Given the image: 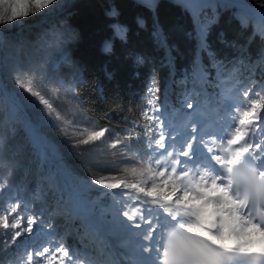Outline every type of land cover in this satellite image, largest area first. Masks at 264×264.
<instances>
[{"label": "snow or ice", "instance_id": "1", "mask_svg": "<svg viewBox=\"0 0 264 264\" xmlns=\"http://www.w3.org/2000/svg\"><path fill=\"white\" fill-rule=\"evenodd\" d=\"M33 3L39 11L52 0ZM30 14L35 13L13 9L8 21L0 16V23ZM200 43L202 48L207 44L206 34ZM14 84L38 98L51 113L53 104L40 91L21 80ZM145 91L150 94L143 111L147 123L133 124L132 131L124 132L132 143L124 144L123 152H134L146 162L131 168V175L138 179H117L116 174L98 167L100 176L89 182L98 186L91 190L117 197L121 204L107 235L101 237L102 247L112 249L110 236L116 245L127 249V241L121 239V233H127L138 241L135 258L129 256L128 264H264V104L260 103L264 93L250 86L242 96L245 103L230 108L227 130L205 142L195 122L183 132L170 130L156 91L151 86ZM258 94L260 100L255 98ZM24 99L36 106L28 97ZM186 108L192 109L193 103L188 102ZM107 132L84 127L79 135L87 133V138L78 143L100 141ZM213 143L220 147L214 150ZM121 144L118 136L113 137L110 147L116 149ZM225 145L234 150L232 155L220 150ZM165 159L170 163H162ZM156 178H162L160 185ZM5 187L0 184V189ZM8 203L12 206L0 205V227L4 230L0 245L20 241L17 246L24 247L21 264H91L63 237L41 242L45 232L42 214L26 215L30 211L27 204L16 200ZM51 228L48 223L47 229ZM22 236L29 239L21 240Z\"/></svg>", "mask_w": 264, "mask_h": 264}, {"label": "trees", "instance_id": "2", "mask_svg": "<svg viewBox=\"0 0 264 264\" xmlns=\"http://www.w3.org/2000/svg\"><path fill=\"white\" fill-rule=\"evenodd\" d=\"M244 1L262 18L249 16L226 0H76L65 19L73 35L68 49L80 66L75 87L80 109L96 125L109 127L130 144L124 132L132 131L133 124L147 123L143 111L149 86L159 96L166 122L188 110L186 104L194 100L192 87H199L191 75L199 67L205 74V89L216 94L219 104L226 89H237L245 81L264 93V0ZM205 34L207 44L202 48ZM255 98L260 100L259 94ZM12 113L15 122H25L19 110ZM138 131L142 133V128ZM34 147L39 169L53 175L56 183L48 201L69 195L59 155L41 157L35 141ZM94 199L102 207L110 201L90 188L73 205ZM73 221L84 229L80 217Z\"/></svg>", "mask_w": 264, "mask_h": 264}, {"label": "rangeland", "instance_id": "3", "mask_svg": "<svg viewBox=\"0 0 264 264\" xmlns=\"http://www.w3.org/2000/svg\"><path fill=\"white\" fill-rule=\"evenodd\" d=\"M75 1L52 0V3L37 11L33 0H0V16L4 21L12 16L13 9L17 13H35L18 15L11 22L0 23V184H6L5 188L0 189V205L11 207L8 203L11 200L27 204L30 211L26 215L31 212L42 214L41 223L45 232L41 233V242L53 237H63L69 245L74 246L73 250L79 257L91 264H100L95 259V234L85 238L86 230H79L74 224L72 217L79 216L83 209L78 206L75 211L73 203L83 191L98 188L89 183L94 177L100 176V172L96 170L98 167L105 173L116 174L117 179L131 182L138 179L131 175V168L142 167L146 162L140 161L134 152H123V145L127 144L124 141L118 148H111V139L117 137L115 133L109 127L96 125L79 107L75 87L80 78V66L68 49L67 41L73 35L65 19L66 10ZM30 18L34 20L31 19L32 22L29 23L27 20ZM191 76L193 84L199 81L202 84L205 77L201 69ZM16 80L40 91L53 104L51 113L44 105L39 104L38 98L15 87ZM248 87V82H245L242 91L248 90ZM192 88L197 101L204 95L210 105L214 106L211 104L216 98L214 93L200 86ZM6 92L18 100L21 110L11 104ZM241 93L238 96L242 97ZM24 97L31 99L36 106L28 103ZM242 103L245 101L242 100L237 105ZM14 108L24 115L25 122L13 120ZM193 109L194 107L190 110ZM9 115L10 118L5 120ZM84 127L89 131L107 129L108 132L100 141H90L88 145L79 144L78 140L87 138V133L79 135ZM26 128H29V132ZM33 140L42 149L41 157L59 155L60 172L66 175L75 194L70 193L52 203L48 201L49 196L54 193L56 183L53 175H44L39 169ZM166 160H162V163H166ZM156 183L160 185L159 178H156ZM109 198L106 207H102L98 199L84 202L83 205L89 214H95L107 232L117 209L121 207L119 198ZM48 223L52 224L51 229H47ZM3 231L0 227V234ZM127 235L121 234V239ZM80 236L84 237L80 239ZM24 239L29 238L22 236L21 240ZM134 239L138 244L137 239ZM19 243L20 241L7 246L0 245V264H21L24 247H18ZM11 259L14 263H10Z\"/></svg>", "mask_w": 264, "mask_h": 264}, {"label": "bare ground", "instance_id": "4", "mask_svg": "<svg viewBox=\"0 0 264 264\" xmlns=\"http://www.w3.org/2000/svg\"><path fill=\"white\" fill-rule=\"evenodd\" d=\"M205 91V90H204ZM194 95V94H193ZM201 95V94H200ZM195 96V95H194ZM196 97V96H195ZM208 101L207 99H206V97L204 96V95H201V100L200 101ZM242 100H241V98H238V99H236V103L237 104H239L240 102H241ZM208 102H210V101H208ZM214 102V101H213ZM213 102H211V103H213ZM225 113V112H224ZM223 113V114H224ZM225 114H227V113H225ZM11 115V114H10ZM10 115L5 119V120H7V119H9L10 118ZM216 116L218 115V114H215ZM222 115V114H221ZM221 115H218V117H220V122H219V126L220 127H223V126H225V125H227V118H224V116H221ZM226 129V128H225ZM245 131H247V128H245L244 129ZM262 143H264V141H261ZM218 147H220L219 145L218 146H213V149L215 150L216 148H218ZM222 152H224V153H226L228 150H233L232 148H229L228 146H224L223 148H221L220 149ZM234 151V150H233ZM229 152V151H228ZM231 153H233V152H231ZM69 187H70V190H71V193L72 194H75V191L73 190V188H72V186H71V184L69 183ZM83 205H84V203L82 202V204L80 205V206H82V212L79 214V216L81 217V216H85V213L87 212L86 211V209H85V207H83ZM79 206V205H78ZM78 206H74L73 208L75 209V211H76V209H77V207ZM79 206V207H80ZM88 213V212H87ZM78 215H75L74 217H72L73 219L75 218V217H79ZM89 217V216H88ZM82 218V217H81ZM83 219V218H82ZM83 222H84V224H85V220L83 219ZM75 226V225H74ZM79 230H84V229H80L78 226H76ZM85 227H86V225H85ZM133 231H138V230H133ZM107 232V231H106ZM87 233V232H86ZM96 233H100L98 230H96ZM108 233V232H107ZM122 235H126V233H121ZM88 235H90V236H93V234H86L85 235V238L88 236ZM100 236L102 237V236H104L102 233H100ZM82 237H84V236H80L79 238L80 239H82ZM124 238V240H126L127 241V243H128V248L127 249H121V248H123V247H121L120 248V252H119V256H126V257H129V256H132L133 258H135V255H136V250H137V248H138V244L136 243V241H135V239H134V237H132V236H130L129 234L126 236V237H123ZM111 239H113L112 237H111ZM94 240H95V243H96V252H95V254H96V258L95 259H99L100 258V256L101 255H104V256H106L107 255V253L110 251V250H105L103 247H102V245H101V242H102V240H100L99 239V237L97 236V237H95L94 236ZM93 240V241H94ZM109 241V240H108ZM103 243V242H102ZM110 243H111V240H110ZM112 244V243H111ZM114 244H116V242H114ZM113 245V244H112ZM117 247V246H116ZM132 248L134 249V251L132 250ZM93 249V248H92ZM113 249H114V246L112 247V251H113ZM121 254H123V255H121ZM98 263H99V261H98ZM101 264V263H100ZM106 264H112V261H111V259H109L107 262H106Z\"/></svg>", "mask_w": 264, "mask_h": 264}, {"label": "water", "instance_id": "5", "mask_svg": "<svg viewBox=\"0 0 264 264\" xmlns=\"http://www.w3.org/2000/svg\"><path fill=\"white\" fill-rule=\"evenodd\" d=\"M226 1H228V2H230V3H232V4L236 5V6H238L244 12H246L249 16H254V17H257V18H261L262 17L260 14H258L255 11L251 10L244 0H226ZM6 94L8 96L9 101L11 102V104L13 106H15L17 109H20L21 110V105L19 104V102H17L12 97V95H9L7 92H6Z\"/></svg>", "mask_w": 264, "mask_h": 264}]
</instances>
